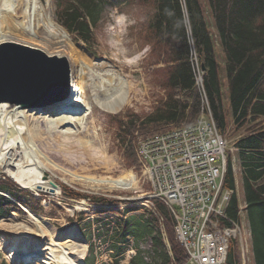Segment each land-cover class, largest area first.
<instances>
[{"label": "trees", "instance_id": "obj_1", "mask_svg": "<svg viewBox=\"0 0 264 264\" xmlns=\"http://www.w3.org/2000/svg\"><path fill=\"white\" fill-rule=\"evenodd\" d=\"M56 20L74 41L95 54L94 28L102 19L106 5L117 6V0H54ZM149 6L153 13L138 24L143 41L150 45V57L155 65V80L164 96L148 113H137L130 108L109 116L114 137L122 151L126 167H137L135 155L138 136H148L170 127L188 125L199 117L203 99H206L212 119L224 136L226 118L220 80V55L227 81L229 105L233 124L245 126V132L234 146L237 163L243 177V199L246 203V220L251 232L253 264H264V0H132ZM205 6V7H204ZM205 9L211 18L208 22ZM218 46H216V41ZM218 47V48H217ZM196 55L202 69V86L197 87L192 55ZM62 195L69 200H88L95 206L127 204L116 198L98 194H83L67 185L59 184ZM235 174L227 165L224 187L233 189ZM0 192L8 193L32 213L43 210L41 201L28 193L9 177L0 176ZM164 220L169 249L164 242L157 218L149 212V222L155 228L152 254L145 258L131 224L133 216L125 209L117 217L96 218L97 236L102 234L111 241L116 254L130 246L134 255L128 264H180L186 255L175 238L173 220L162 203L156 202ZM18 209L15 202L0 195V219ZM234 197L230 214L236 216ZM21 211V210H19ZM98 212H101L99 210ZM83 214H81L82 216ZM84 216V215H83ZM82 216V217H83ZM81 217V220L83 219ZM90 226V223L88 224ZM99 229L104 232L100 233ZM90 234V232H89ZM91 241V236L89 238ZM93 244L89 254H93ZM171 253V254H170ZM0 264H7L2 261ZM85 264H93L87 257ZM114 264H119L118 260ZM227 264H240L238 250L231 251Z\"/></svg>", "mask_w": 264, "mask_h": 264}, {"label": "rangeland", "instance_id": "obj_2", "mask_svg": "<svg viewBox=\"0 0 264 264\" xmlns=\"http://www.w3.org/2000/svg\"><path fill=\"white\" fill-rule=\"evenodd\" d=\"M48 1L49 5H46V12L48 14L51 13L54 21L59 26L55 15V1ZM117 1V6L106 5L101 21L93 29L95 33L93 46L95 54L89 52L82 42L74 41L61 25L59 27L67 32L76 48L84 54L81 56H84L82 61H85V64L92 65L94 59L105 61L120 72L129 89L125 104L115 113L103 111L97 105L92 104L91 112L85 120L83 130L78 135H73L71 138H60L58 135L55 137V135L50 139L46 138L44 141L36 143L38 149L56 165L55 168L50 167L48 175L46 174L51 178L53 187L58 189L56 194L45 193L43 191L35 192L21 187L41 201L43 210L39 214L31 212L33 216L40 217L43 224L50 227L54 232H61L63 230L70 231L71 235L74 232L78 234L80 239L86 244V254L83 261L85 262V259L88 257L93 264H114L116 260H118L119 264H126L129 260L128 256L133 255L131 252L132 244L135 243L134 238L131 237L129 248L122 250L120 255L116 254L115 250L110 247L111 241L108 237H105L103 234L100 237L97 236L98 228H100L95 222L97 217L115 218L118 215H122L125 209H130L131 212L128 216H133L131 224L138 237L139 248L143 251L146 259L152 254L153 238L155 236V228L149 222V203L144 195L148 191L147 183H143L142 178H140L141 172L137 167L128 168L124 165L122 151L114 137V129L109 124V116L122 112L126 108H130L137 113H148L151 111L152 107L165 94L156 83L154 74L155 70L163 68L164 65L161 62L151 65L154 63L155 58L150 57V45H141L143 35L140 30H137L138 24L145 21L153 13V9L149 6L135 4L132 0ZM202 1L204 2V0ZM42 2L44 3L45 0H42ZM205 12L211 26L210 14L207 9H205ZM215 41L216 46H218L217 40ZM17 44L20 45V43ZM217 51L220 55L221 65L219 74L226 118L224 137L228 145L234 148L236 140L244 134L245 126L236 127L233 124L228 99L227 81L223 69V57L221 52ZM24 55L31 59L39 58V55L33 52H24ZM192 63L196 70V75L201 76L203 70L194 54L192 55ZM200 70L202 72H199ZM61 94L62 90L52 97L55 98ZM17 98L14 95L3 96V99L11 103H16ZM46 102L53 103L55 101L49 98ZM39 107L42 108L41 106ZM77 137H80L84 143L90 141V144L80 146ZM141 137L143 136L137 137L136 143ZM233 152L234 154L232 155L237 160V152ZM236 169L235 186L237 185L239 196L243 198V177L239 165ZM129 172L134 175L135 182H133L134 178ZM2 175L7 176L5 172H0V176ZM118 180L128 182L130 185L127 188L121 185L117 186L115 183ZM59 184L67 185L83 194H98L106 198L126 200L128 203H120L117 206H95L85 199L79 201L69 200L63 197ZM99 210L101 212H98ZM81 214L84 216L82 215V217ZM81 217L83 218L82 220ZM29 218V214L24 211L13 210L3 220H7V223L13 221L22 225L24 224L30 230L35 231L36 225ZM89 223L90 226H88ZM9 230H4L1 236L9 237L11 235V231ZM99 232L103 233L104 231L99 229ZM30 234V236H33L34 233L30 232ZM90 236L91 241L89 240ZM90 243L93 244L94 249L92 255L89 254ZM43 244L42 242L41 245ZM5 254L6 250L0 249V263L7 261Z\"/></svg>", "mask_w": 264, "mask_h": 264}, {"label": "bare ground", "instance_id": "obj_3", "mask_svg": "<svg viewBox=\"0 0 264 264\" xmlns=\"http://www.w3.org/2000/svg\"><path fill=\"white\" fill-rule=\"evenodd\" d=\"M46 5H49L48 0L44 3L42 0H0V46L20 43L34 52L47 54L49 58H63L68 66L66 103L62 99L47 103L60 91V85L52 86L51 83L41 87L42 81L48 77L47 72L39 66L35 67L39 70L22 69L29 60L24 55L7 62L8 67L12 69L14 66V69L1 73L10 75V79L0 89V172H5L24 189L56 194L58 189L53 187L51 178L47 176L49 168L56 165L38 149L36 143L55 135L60 138L78 135L92 104L115 113L125 104L129 89L112 65L95 59L92 65L82 61L84 56L81 55L84 54L58 26L51 13L46 12ZM32 84L36 85L34 91L29 88ZM4 95L18 97L16 103L3 99ZM23 102L39 103L24 107ZM77 141L80 146L90 144V141H81L80 137ZM115 184L124 188L130 185L123 180ZM0 195L15 202L17 207L21 204L6 192H0ZM27 214L34 221L36 232L24 224L7 223L4 218L0 220V249L6 250L8 264H85L86 244L78 234L74 232L71 235L70 231L63 230L54 232L43 224L40 217L33 216L31 212ZM6 229H10L11 235L1 236ZM30 232L34 233L33 236Z\"/></svg>", "mask_w": 264, "mask_h": 264}, {"label": "built area", "instance_id": "obj_4", "mask_svg": "<svg viewBox=\"0 0 264 264\" xmlns=\"http://www.w3.org/2000/svg\"><path fill=\"white\" fill-rule=\"evenodd\" d=\"M202 74L196 75L197 87L202 86ZM202 102L195 122L143 136L136 143L137 168L148 186L144 195L149 212L157 218L168 249L163 216L156 202L162 203L171 216L175 238L186 255L180 264H227L235 249L240 264H253L246 203L237 185L233 189L224 187L228 163L236 174L238 163L232 155L236 149L219 133L206 99ZM234 197L235 217L230 214ZM18 206L30 212L22 204Z\"/></svg>", "mask_w": 264, "mask_h": 264}, {"label": "water", "instance_id": "obj_5", "mask_svg": "<svg viewBox=\"0 0 264 264\" xmlns=\"http://www.w3.org/2000/svg\"><path fill=\"white\" fill-rule=\"evenodd\" d=\"M24 52H33L39 55V58L36 57L38 59H31L27 57L29 60H27L25 65L21 68L26 70L32 68H34V70H39L42 68V70H45L48 77L42 81L41 87L48 86L51 83L52 86H54L57 83L58 86L60 85L59 87L61 88L60 90H62V94L50 100L56 102L57 100L64 98L68 89V66L66 60L63 58H49L43 53L34 52L27 47L13 43H5L0 46V89L4 87L7 83L6 81L10 79V75L9 77L7 76V74L3 76L1 73L7 70L14 69V66H12V69L10 66L8 67L7 62H11L14 59H19L18 57L24 55ZM37 66H39V69H35V67ZM35 87L36 85L34 84H32L31 86L29 85V88H31L32 91H34ZM39 102H23L22 105L24 107H27L34 105V103L36 105Z\"/></svg>", "mask_w": 264, "mask_h": 264}]
</instances>
